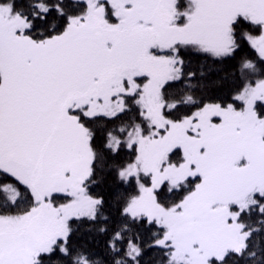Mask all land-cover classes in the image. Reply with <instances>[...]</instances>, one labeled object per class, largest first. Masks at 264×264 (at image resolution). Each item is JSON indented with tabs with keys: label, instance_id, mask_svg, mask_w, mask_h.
Wrapping results in <instances>:
<instances>
[{
	"label": "snow or ice",
	"instance_id": "obj_1",
	"mask_svg": "<svg viewBox=\"0 0 264 264\" xmlns=\"http://www.w3.org/2000/svg\"><path fill=\"white\" fill-rule=\"evenodd\" d=\"M0 264H264V0H0Z\"/></svg>",
	"mask_w": 264,
	"mask_h": 264
}]
</instances>
